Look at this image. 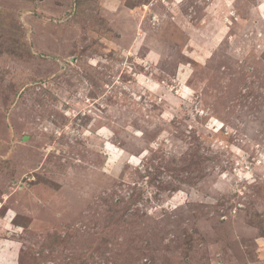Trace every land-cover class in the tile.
Wrapping results in <instances>:
<instances>
[{"label":"rangeland","instance_id":"374dc122","mask_svg":"<svg viewBox=\"0 0 264 264\" xmlns=\"http://www.w3.org/2000/svg\"><path fill=\"white\" fill-rule=\"evenodd\" d=\"M0 264H264V0H0Z\"/></svg>","mask_w":264,"mask_h":264}]
</instances>
